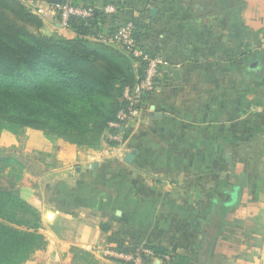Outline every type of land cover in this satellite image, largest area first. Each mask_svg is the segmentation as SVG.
Masks as SVG:
<instances>
[{"label": "crops", "instance_id": "obj_1", "mask_svg": "<svg viewBox=\"0 0 264 264\" xmlns=\"http://www.w3.org/2000/svg\"><path fill=\"white\" fill-rule=\"evenodd\" d=\"M73 1L99 12L114 7L116 12L100 21L106 29L114 20L122 25L142 13L151 17L157 9L154 31L165 41L152 38L153 49L167 56L163 71L170 81L142 101L120 130L121 141L106 130L99 147L89 149L34 131L19 152L3 156L4 190L26 200L42 217L40 233L47 246L29 264H72L74 248L101 264H120L107 259L105 249L146 245L163 247L189 264H253L251 248L241 246L235 233L222 230L211 242L204 230L209 204L220 191L212 194L214 185L203 181L215 180L225 169L222 155L227 144L239 141L238 121L248 134L245 141L253 135L247 121L251 76L243 71L246 58L231 56V41L239 38L232 33L244 31L239 16L247 13L234 10L246 6L245 0ZM246 1L248 11L257 2L264 6V0ZM42 20L44 35L76 37L58 16ZM260 129L255 133L264 131V122ZM110 146L124 155L110 158ZM133 151L135 159L128 164Z\"/></svg>", "mask_w": 264, "mask_h": 264}, {"label": "trees", "instance_id": "obj_2", "mask_svg": "<svg viewBox=\"0 0 264 264\" xmlns=\"http://www.w3.org/2000/svg\"><path fill=\"white\" fill-rule=\"evenodd\" d=\"M66 1L75 7L94 10L90 18H70L68 29L76 34L74 39L44 35L41 32L43 20L25 4L18 0H0V147L23 142L31 130H39L47 136L97 149L110 123L126 106L124 91L135 87L145 75L144 62L136 61L116 46L91 40L113 34L123 24L114 20L110 29L101 27L100 21L108 20L110 15L106 11L99 12L86 2H63ZM128 22H134L135 37L144 50L153 57L168 60L166 55L154 53L152 38L160 44L165 39L155 33L153 18L148 13ZM163 69L158 78V90L170 81ZM263 70L264 58L243 67L245 74L258 80L263 78ZM156 92L145 94L143 100ZM259 135L264 136V131ZM225 152L223 158L234 160L236 172V161L244 157L240 156L238 147L228 144ZM241 188L225 190L228 201L219 197L212 201L211 213L204 223L211 242L223 230L226 210L238 202ZM41 228L40 212L26 200L0 187V264H29L34 255L47 246ZM210 246H204V251ZM144 247L151 250L161 264L190 262L160 246ZM136 249L115 250L131 252ZM72 254V264H101L84 250L74 248ZM147 263L155 264L150 259Z\"/></svg>", "mask_w": 264, "mask_h": 264}, {"label": "rangeland", "instance_id": "obj_3", "mask_svg": "<svg viewBox=\"0 0 264 264\" xmlns=\"http://www.w3.org/2000/svg\"><path fill=\"white\" fill-rule=\"evenodd\" d=\"M242 1L244 2V0ZM247 2L248 1L245 0V3L248 5ZM246 6H241L240 4L236 9L234 8L237 14L242 11L247 13L239 16V18L242 19L241 25L244 31L241 30L240 32L236 31L232 33H236L238 36L241 35V37H239L236 42H233V40L231 41L232 44L234 43L235 45L231 56L237 54L238 56L235 57L238 59L241 58L242 62L244 61L242 59L246 58V62L243 63V66H248L253 61L264 58V6L258 2L254 3L251 5L252 8H250L249 11ZM261 7L263 9H261ZM41 19L47 20L49 17L45 18L41 15ZM262 77V79L258 80L255 76H251L248 83H246V90L248 89V92L250 91V93H247L249 96L247 99L249 102L247 106L249 109L247 112V121L252 124L253 135L249 136L250 140L245 141V136L248 137V134L242 131L245 127L243 126V121H238L235 133L239 141L231 144L232 147H238L240 156L243 155L244 158L236 161L237 170L235 172L234 160L222 157L221 165L225 167V169L222 168L221 174L215 176V180L210 176L209 180L203 181L204 185L208 182L213 184L215 189L212 194H215L219 190V198L225 201L229 200V196L224 195L225 190L228 188L232 190L234 187L238 186L242 187L238 202L226 210L228 219L226 218L223 231L227 233L228 231H232L233 234L235 233L233 236L238 237L236 240L241 242V246L251 248L250 256L253 264H264V143H262L264 136L259 135L260 133H255L257 130H262L260 127L262 122H264V70L262 72ZM260 93L262 94L260 95ZM245 118H247V116ZM240 123L242 125L241 127ZM253 126L256 130H253ZM34 131L39 130H31L30 134ZM39 132L43 134L42 131ZM249 132H251L250 129L247 130V133ZM27 138L28 137H26L23 142L8 143V145L0 147V159L3 160L0 161V187L2 189L6 187L7 181L5 176L6 166L3 156H9L11 153L14 154L19 152L26 143ZM230 138L232 139L233 136H230ZM117 141H121V135L118 137ZM109 148H111V146ZM111 149L113 150L108 154L110 158L119 155L121 152L115 150L114 147ZM123 152H121V154H123ZM261 152L263 153L261 154ZM222 156L226 155L223 154ZM189 167H192V165ZM206 178L207 176H204V179ZM212 194L209 195L210 198L214 197ZM215 198L217 197L215 196ZM211 204L212 202H210L209 206H212ZM138 248L145 247L141 246ZM96 250H98V247H96ZM108 250V248L105 249V254ZM155 264H161V261L157 259Z\"/></svg>", "mask_w": 264, "mask_h": 264}, {"label": "built area", "instance_id": "obj_4", "mask_svg": "<svg viewBox=\"0 0 264 264\" xmlns=\"http://www.w3.org/2000/svg\"><path fill=\"white\" fill-rule=\"evenodd\" d=\"M18 1L25 4L37 16L41 17L42 15L45 18L58 16L62 26L66 29L69 27L68 22L70 18H90L94 12L91 8L75 7L68 1L60 5H50L45 3L44 0ZM106 12L115 13L116 9L110 6L106 9ZM135 30L134 22H128L120 26L113 34H104L91 38L94 41L116 46L136 61L146 64L145 75L139 79L135 87L127 88L124 91L123 99L126 102V106L119 112L116 120L110 123L108 129L110 134L121 130L123 126L129 124L134 119L145 94L158 91V78L161 77L162 68L166 66V60L161 57H153L139 45L135 37ZM112 134L110 135L112 140L118 139L119 133L115 132L116 137L114 138ZM105 255L109 260H118L124 264H148L147 259L154 262L157 260L154 253L146 248H138L131 252H118L115 249L109 248Z\"/></svg>", "mask_w": 264, "mask_h": 264}, {"label": "water", "instance_id": "obj_5", "mask_svg": "<svg viewBox=\"0 0 264 264\" xmlns=\"http://www.w3.org/2000/svg\"><path fill=\"white\" fill-rule=\"evenodd\" d=\"M63 1L64 0H44L45 3L50 4V5H60L63 3ZM158 13L159 12L157 9H153L151 11V18L155 19L158 16ZM174 78L176 79V81H180V72L179 71L174 72ZM135 155H136V151H133L130 154H128L126 162L128 164H131L135 159Z\"/></svg>", "mask_w": 264, "mask_h": 264}]
</instances>
